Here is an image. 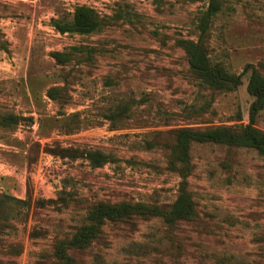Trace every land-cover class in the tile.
<instances>
[{"label": "rangeland", "instance_id": "1", "mask_svg": "<svg viewBox=\"0 0 264 264\" xmlns=\"http://www.w3.org/2000/svg\"><path fill=\"white\" fill-rule=\"evenodd\" d=\"M218 2L201 42L210 64L264 75V0ZM79 5L107 25L90 35L58 33L51 20H71ZM206 7L0 0V264H62L61 250L70 264H264V156L192 144L184 179L170 162L176 130L248 123L249 73L221 91L188 69L179 41H196ZM52 53L66 54L65 63ZM254 127L264 133V109ZM88 152L108 161L92 167ZM182 187L195 210L187 221L105 220L88 245L68 246L93 205L169 210Z\"/></svg>", "mask_w": 264, "mask_h": 264}, {"label": "trees", "instance_id": "2", "mask_svg": "<svg viewBox=\"0 0 264 264\" xmlns=\"http://www.w3.org/2000/svg\"><path fill=\"white\" fill-rule=\"evenodd\" d=\"M191 2L206 1L207 7L198 19V36L196 41H179L187 55L188 69L199 82L211 89L231 91L241 84L240 78L249 73L246 86L252 102L249 106L248 123L244 126H221L204 130L181 128L174 132V146L171 154V164L179 166V174L184 179L189 174L188 157L192 144H217L244 147L256 150L264 156V133L254 127L257 113L264 109V75H261L253 66H246L239 75L229 74L220 67L210 64L206 50L201 42L211 19L220 11L218 0H188ZM107 17L101 16L93 8L86 5L76 6L69 21L51 20L52 27L60 34L90 35L99 32L107 25ZM80 52L82 49H72ZM51 57L58 63H65L66 54L52 53ZM48 96L52 98L48 92ZM85 160L92 167H99L108 161V158L99 152H88ZM184 172V173H182ZM194 205L189 195L180 188L177 199L169 210L150 207L144 203H109L100 202L87 211L88 224L83 226L70 241L69 247L81 248L88 245L99 230L103 221L123 222L135 216L152 215L162 217L166 223L187 221L194 215ZM62 264H70L64 251L58 252Z\"/></svg>", "mask_w": 264, "mask_h": 264}]
</instances>
